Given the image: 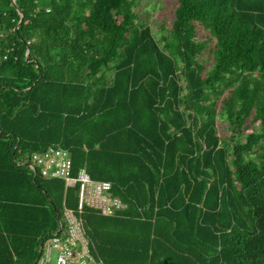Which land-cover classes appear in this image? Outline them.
Wrapping results in <instances>:
<instances>
[{
    "label": "trees",
    "instance_id": "obj_1",
    "mask_svg": "<svg viewBox=\"0 0 264 264\" xmlns=\"http://www.w3.org/2000/svg\"><path fill=\"white\" fill-rule=\"evenodd\" d=\"M15 2L22 19L0 0V264H33L77 209L78 183L29 164L52 144L126 204L80 214L104 264H264V0H176L157 31L137 0Z\"/></svg>",
    "mask_w": 264,
    "mask_h": 264
},
{
    "label": "built area",
    "instance_id": "obj_2",
    "mask_svg": "<svg viewBox=\"0 0 264 264\" xmlns=\"http://www.w3.org/2000/svg\"><path fill=\"white\" fill-rule=\"evenodd\" d=\"M29 164L34 171L46 177L63 178L67 185L78 183L79 188L77 209H65L66 226H60L57 233L41 244V253L33 264H51L54 249L57 250L54 264H104L103 260L95 257L91 251L80 214L85 206L98 210L102 215H112L124 208L125 202L113 193L112 182L93 179L83 167L79 169L76 177H73L70 151L56 144L34 153Z\"/></svg>",
    "mask_w": 264,
    "mask_h": 264
},
{
    "label": "rangeland",
    "instance_id": "obj_3",
    "mask_svg": "<svg viewBox=\"0 0 264 264\" xmlns=\"http://www.w3.org/2000/svg\"><path fill=\"white\" fill-rule=\"evenodd\" d=\"M176 6V0H137L135 9L138 11L139 16L145 20V22L151 24L152 28L157 31L162 25L171 27L174 19V8ZM200 38H205L207 32L200 30ZM203 60L206 65V70L211 68V54L205 52ZM205 70V71H206ZM219 132L221 134L226 133V129L218 125ZM57 250H52L51 264H54Z\"/></svg>",
    "mask_w": 264,
    "mask_h": 264
},
{
    "label": "water",
    "instance_id": "obj_4",
    "mask_svg": "<svg viewBox=\"0 0 264 264\" xmlns=\"http://www.w3.org/2000/svg\"><path fill=\"white\" fill-rule=\"evenodd\" d=\"M14 1V3H15V5H16V7H17V4H16V2H15V0H13ZM18 8V7H17ZM18 10H19V12L21 13V19H22V17H23V13L21 12V10L18 8ZM20 22H21V20H20ZM27 53H29V51L27 52Z\"/></svg>",
    "mask_w": 264,
    "mask_h": 264
}]
</instances>
